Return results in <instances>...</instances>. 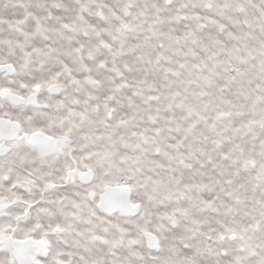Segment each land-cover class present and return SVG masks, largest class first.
<instances>
[{"label": "snow or ice", "instance_id": "obj_1", "mask_svg": "<svg viewBox=\"0 0 264 264\" xmlns=\"http://www.w3.org/2000/svg\"><path fill=\"white\" fill-rule=\"evenodd\" d=\"M0 264H264V0H0Z\"/></svg>", "mask_w": 264, "mask_h": 264}]
</instances>
